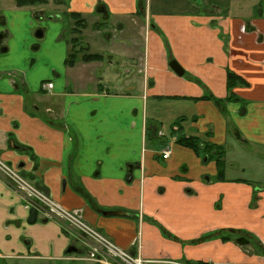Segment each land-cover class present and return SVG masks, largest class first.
Wrapping results in <instances>:
<instances>
[{"label":"crops","instance_id":"0c3cea01","mask_svg":"<svg viewBox=\"0 0 264 264\" xmlns=\"http://www.w3.org/2000/svg\"><path fill=\"white\" fill-rule=\"evenodd\" d=\"M177 1L181 9L148 14L162 34L147 30L143 52L136 54L130 35L112 41L105 53L90 47L110 44L111 17L113 28L122 20L142 22L150 1L65 0L57 9L0 0V158L116 246L145 259L264 264L251 246L255 241L264 252V169L231 177L224 159L217 179L215 161L203 163L177 141L168 143L163 159L152 132L168 133L179 120V137L206 135L224 156L228 137L264 147V0ZM66 11L85 21L75 48L74 24L62 22ZM87 17L95 35L86 41ZM80 48L101 58L85 62L80 53L66 64ZM116 49L127 51L143 74L142 88L124 83L132 68L115 74ZM173 59L182 76L169 68ZM109 70L115 72L113 90L101 84ZM228 73L240 83L228 87ZM48 81L51 90H43ZM169 99L180 109L162 104ZM243 167L237 169L243 173ZM29 210L0 177L1 264L64 258L70 240L60 223L37 213L40 222L28 224ZM240 235L253 241L239 245L231 236Z\"/></svg>","mask_w":264,"mask_h":264},{"label":"rangeland","instance_id":"374dc122","mask_svg":"<svg viewBox=\"0 0 264 264\" xmlns=\"http://www.w3.org/2000/svg\"><path fill=\"white\" fill-rule=\"evenodd\" d=\"M46 4H49L50 6L53 7H58L57 9H62L61 7H65V0H46ZM138 1V0H137ZM144 4H148L149 1L151 2V13L149 12H145V21L143 20L142 22H144L143 28L142 25H140L142 22H140V19H137V24L134 25L131 23V25L129 26V23H127L128 21H120L119 23L122 24V26L116 25V27H110L111 24H114V20L115 18L109 19V21H107V28L106 31H108L110 34H112L113 38L110 41L109 45H106L107 42L102 41L101 43H96V45H92L90 47V52H101V53H105L106 51L110 50L113 45L112 41H119L120 38H122L121 40L124 41L125 40V35H130V37H134V39H136V54L137 53H141L143 52V41H144V36L146 35L147 30L152 31L153 33L161 36L162 32L160 31V29L158 28L156 22H154L153 19L149 18L148 19V14H150V17L152 15V13L155 10H160L161 8L165 9H172V10H178L181 9L180 7V3L177 0L172 1L171 5H168V0H142ZM203 2L205 0H202ZM181 2V1H180ZM192 2V1H191ZM244 2H246V0H244ZM206 3V2H204ZM43 4V5H46ZM42 5V6H43ZM47 7V6H46ZM54 9V8H53ZM96 16H100L95 14ZM101 19V18H99ZM102 20H100L99 22H101ZM62 22L64 24V27H68L71 25V22L74 21L73 19H70L69 17H65L63 16ZM85 22V21H84ZM86 22L89 25L88 26V30L84 33V39L89 40L91 39L95 34L92 33L93 32V28H92V19L90 17L86 18ZM132 22V20H131ZM118 23V22H117ZM140 23V24H139ZM124 25V27H123ZM113 28V29H112ZM125 29V30H124ZM116 30V32L114 31ZM119 30L121 31L119 33ZM161 32V34H160ZM107 33V32H106ZM99 35V34H98ZM104 42V44H102ZM115 48V47H114ZM106 51H104V50ZM118 52V55H116L114 57L115 63H114V68H116V73L113 72L114 70H109L107 73H105V75L103 76V79L101 84L103 86H107L108 88H110V90H113L114 87H110L111 85H114V77L115 74H119V76H123V73L125 72V70H128V68H132V72L131 75L128 76L126 78V82H132L136 85L137 89L142 88V79H143V74L139 73L137 70V67L132 63V59L129 60L128 58V53L127 51H125L124 49H116ZM107 58L105 59V62H107ZM115 73V74H114ZM116 78V77H115ZM150 102L153 99L149 98L148 99ZM175 99H169V100H163L162 104L163 105H168V107H172V108H178L180 109L181 107V103L180 102H176L173 101ZM161 127L164 129V119L161 121ZM169 123V122H168ZM167 123V124H168ZM165 127H168V125H166ZM156 127H153L152 132L155 135L154 138H156V140L161 142V149L167 148L168 147V143L169 142H176L178 136L179 131L181 130V126H179V120H177L173 126H171L168 130V133H164V131L158 130ZM204 135V134H203ZM206 135H204V137L198 136V140L199 141H206ZM226 154L224 156V159L226 160V165L229 164L231 165V167H229V174L228 176L234 177V176H247L248 174H253L256 173L258 169L263 168L264 169V147L262 145H255V144H240V142L236 141L233 137L232 139H230L228 137L227 139V143H226V148H225ZM199 154L201 156V161L203 163L209 164L210 162H214L215 158L212 155V159H207V153H209V151H203L202 149H199ZM0 160L2 162H4L9 168L11 169H15L13 167H11L10 165H8L4 160H2L0 158ZM237 166H244V172L241 173L240 169H237ZM250 167H252V170L249 169ZM19 173L21 175H23L24 177L27 178L26 175H24L23 173H21L19 171ZM262 173H259L262 176ZM0 177L2 178V180H4L5 183L8 184V182L6 181L5 177L3 176V174L0 172ZM28 180H30L32 183H34L32 181V179L28 178ZM34 185H36L34 183ZM37 188H39L36 185ZM40 189V188H39ZM17 193H19L16 189H14ZM41 191H43L42 189H40ZM46 193V192H44ZM20 195L22 193H19ZM47 194V193H46ZM48 195V194H47ZM23 197V195H21ZM49 196V195H48ZM50 197V196H49ZM43 218V219H47V220H54L56 222H58L57 220L51 218L52 216H48L47 214L43 213L40 214V216H38V219ZM40 220H37V223H39ZM61 222V221H60ZM62 230L64 231V233H66V235L68 236L69 240H70V246H74L76 248L75 252L69 253V254H65L63 259H58L55 260L53 262H51V264H100V261H110L109 258L105 255L104 251L100 250L99 247H97L96 245L92 244L91 242H88L87 240L79 237L76 233H74L73 231H71L67 225L62 224ZM34 225H31L30 227H32ZM243 237L244 239H246L247 243L245 244H240L237 242V239ZM231 238H235V242L238 243L239 245H243V246H248L250 242H252L253 240L248 237V236H231ZM254 244L252 243L251 246L253 247V249L255 250V252H257L260 255H264V252L262 251V246H260L257 242L253 241ZM1 264V263H0ZM102 264V263H101Z\"/></svg>","mask_w":264,"mask_h":264},{"label":"built area","instance_id":"2783aa9c","mask_svg":"<svg viewBox=\"0 0 264 264\" xmlns=\"http://www.w3.org/2000/svg\"><path fill=\"white\" fill-rule=\"evenodd\" d=\"M41 87L43 90L49 91L52 88V83L50 81L42 83ZM169 153L168 147L160 150V155L163 159H166ZM0 172L9 185L19 193H22L21 195H23L28 209L35 208L37 213H45L48 216H52L51 218L57 220L60 225L61 223L67 225L79 237L96 245L101 251L103 250L110 261H100V264H191L176 260L145 259L134 251L121 249L92 227L81 215L63 208L44 191L37 188L28 178L21 175L19 170L9 168L1 160ZM205 264L219 263L206 262Z\"/></svg>","mask_w":264,"mask_h":264},{"label":"trees","instance_id":"16d2710c","mask_svg":"<svg viewBox=\"0 0 264 264\" xmlns=\"http://www.w3.org/2000/svg\"><path fill=\"white\" fill-rule=\"evenodd\" d=\"M46 0H14V3L17 7H26V6H37V5H43L46 4ZM62 16L69 17L70 19H73L74 21V27L72 28V33L76 36L72 37L70 39L71 47H76L79 43L78 35L80 33V29L85 27L84 20L81 19V17L78 14H75L73 12H65ZM82 53L81 60L88 62L93 60H99L101 56L99 54H92L88 53L86 49L80 48V49H74L72 52L68 54L66 57V64H71L76 60L77 54ZM228 79V87H231V85H235L237 82L240 83V79L236 77L232 73H228L227 75ZM177 142L191 148L195 152L199 154V149H202L203 151H209L207 153V159H212V155L215 158V162L218 166V176L217 179H220L222 176V168L224 163V150L222 146H216L213 144H210L207 140L205 141H199L198 137H178Z\"/></svg>","mask_w":264,"mask_h":264},{"label":"water","instance_id":"95a60500","mask_svg":"<svg viewBox=\"0 0 264 264\" xmlns=\"http://www.w3.org/2000/svg\"><path fill=\"white\" fill-rule=\"evenodd\" d=\"M100 11H103V8H100ZM4 50V49H3ZM169 68L177 75V76H182L184 74V69L180 66V64L176 60H170L168 63ZM114 212H105V215H111ZM119 214L123 215H130L128 213L124 212H119ZM37 220V210L35 208H31L28 212V217H27V223L28 224H34ZM45 221V220H44ZM237 242L240 244H245L247 243L246 239L243 237H240L237 239ZM76 248L74 246H68L65 254H69L72 252H75Z\"/></svg>","mask_w":264,"mask_h":264},{"label":"flooded vegetation","instance_id":"af4514ba","mask_svg":"<svg viewBox=\"0 0 264 264\" xmlns=\"http://www.w3.org/2000/svg\"><path fill=\"white\" fill-rule=\"evenodd\" d=\"M38 6V5H37ZM47 220V219H46ZM70 246V245H69Z\"/></svg>","mask_w":264,"mask_h":264}]
</instances>
